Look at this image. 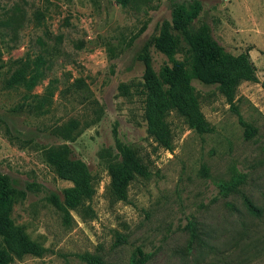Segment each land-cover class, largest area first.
I'll use <instances>...</instances> for the list:
<instances>
[{
	"label": "rangeland",
	"instance_id": "374dc122",
	"mask_svg": "<svg viewBox=\"0 0 264 264\" xmlns=\"http://www.w3.org/2000/svg\"><path fill=\"white\" fill-rule=\"evenodd\" d=\"M194 2L190 28L206 24L227 53L247 55L256 81L241 83L231 102L193 81L211 132L198 135L171 111L165 150L146 131L136 57L171 22L173 4ZM187 49L180 38L174 59L185 61ZM149 53L155 71L170 65ZM59 146L92 177L79 211L57 205L71 187L46 158ZM119 146L147 172L123 201L109 190ZM0 175L14 189V226L45 249L8 264H87V254L103 264H264V0H0Z\"/></svg>",
	"mask_w": 264,
	"mask_h": 264
},
{
	"label": "trees",
	"instance_id": "16d2710c",
	"mask_svg": "<svg viewBox=\"0 0 264 264\" xmlns=\"http://www.w3.org/2000/svg\"><path fill=\"white\" fill-rule=\"evenodd\" d=\"M200 5L194 2L189 8L173 4L171 22H164L157 35L145 43L136 59L143 65L142 87L144 90V120L148 135L165 150L172 146V135L165 120L166 115L175 111L188 127L198 135L211 132L199 106L192 86L197 81L207 86H216L217 91L228 101H232L237 87L243 82L256 81L255 69L248 56H233L227 53L212 37L210 28L201 24L191 29L193 21L200 13ZM175 33V34H173ZM180 38L187 45V59L176 61L175 54L180 48ZM153 47L166 56L170 62L155 71L149 53ZM243 124V123H242ZM119 161L109 165L111 195L118 201L126 199L129 185L136 177L147 174L136 152L128 146H119ZM47 161L53 166L57 176L71 187L63 191V204L57 203L63 210L79 211L93 194L92 177L87 165L81 160L69 157L66 146L50 148L46 151ZM243 176H235L229 183L220 186V193L227 196L235 191ZM14 189L9 180L0 175V237L4 250L0 251V264H8L9 256L21 259L26 255L41 257L45 249L29 241L16 228L10 218ZM249 213L259 210L250 201L245 200ZM141 261L146 257L137 249ZM87 264H103L96 256L84 255Z\"/></svg>",
	"mask_w": 264,
	"mask_h": 264
}]
</instances>
